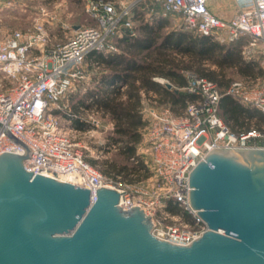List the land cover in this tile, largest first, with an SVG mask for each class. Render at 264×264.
I'll list each match as a JSON object with an SVG mask.
<instances>
[{"label": "built area", "instance_id": "obj_1", "mask_svg": "<svg viewBox=\"0 0 264 264\" xmlns=\"http://www.w3.org/2000/svg\"><path fill=\"white\" fill-rule=\"evenodd\" d=\"M210 1L83 0L89 20L75 26L60 43H49L44 22L31 30L0 34V153L21 155L22 148L10 139L15 138L30 151V158L23 162L27 172L87 189L91 203L97 189H114L119 192L120 208L137 206L151 217L154 237L178 246L191 244L206 226L188 203L190 171L212 148L264 150V126L232 132L218 115L219 101L229 96L264 115V82L256 87L236 81L221 91L216 84L185 71L181 89L192 100L181 115L145 102L137 155L150 176L137 185L114 183L90 165L52 106L70 82L83 79L88 55L118 53L117 43L125 31L135 34V8L144 12V22L173 18L176 30L208 36L219 44L246 37L242 53L264 56V0H234L239 11L229 20L213 15L208 10ZM153 80L162 85L167 82ZM168 203L180 213L167 211Z\"/></svg>", "mask_w": 264, "mask_h": 264}, {"label": "water", "instance_id": "obj_2", "mask_svg": "<svg viewBox=\"0 0 264 264\" xmlns=\"http://www.w3.org/2000/svg\"><path fill=\"white\" fill-rule=\"evenodd\" d=\"M10 139L23 153H0V264H264L263 149L212 148L190 171L188 203L206 230L178 246L114 189L91 203L87 189L27 172L29 149Z\"/></svg>", "mask_w": 264, "mask_h": 264}, {"label": "trees", "instance_id": "obj_3", "mask_svg": "<svg viewBox=\"0 0 264 264\" xmlns=\"http://www.w3.org/2000/svg\"><path fill=\"white\" fill-rule=\"evenodd\" d=\"M67 1L74 4L83 2ZM143 14L142 9H134L135 34L125 31L117 43L118 53L88 55L89 64H94L98 71L92 77L90 86L84 89L82 99L77 100L82 105L84 98L90 100L84 106L96 108L112 122L107 141L118 145L117 155L123 163L106 159L101 163L103 169L100 173L114 183L140 184L150 176L136 153L141 140L140 130L144 126L140 113L143 101L165 105L175 115H181L186 104L192 100L191 95L181 90L185 86V71L207 79L221 91L231 82L226 73L228 68L246 79L258 77V72L254 71L256 63L250 59L242 60L240 50L247 42L246 37L234 43L219 44L211 37L195 36L190 31L176 30L162 34L167 18L158 17L147 23L143 21ZM209 65L214 66L216 71L210 70ZM153 78L166 80L177 92L166 89ZM120 86H124L122 92ZM218 115L236 133L250 128L260 129L264 124L263 114L229 96L221 97ZM78 122L74 121L73 125L82 128ZM87 162L97 166L95 161ZM166 210L172 214L180 213L171 203L167 204Z\"/></svg>", "mask_w": 264, "mask_h": 264}, {"label": "rangeland", "instance_id": "obj_4", "mask_svg": "<svg viewBox=\"0 0 264 264\" xmlns=\"http://www.w3.org/2000/svg\"><path fill=\"white\" fill-rule=\"evenodd\" d=\"M41 13L46 14V16H43ZM88 20L89 16L85 12L83 2L74 4L67 0H0V34L12 31L31 30L36 23L44 22L46 23L47 34L50 39L49 43L53 45L64 41L72 33L75 26L84 24ZM172 20L173 18L167 19L168 22L162 30V34L176 31V28L171 24ZM136 35H139L137 31ZM193 35L199 36L195 33ZM240 51L243 61L250 59L256 63L254 71L258 72V77L254 80L246 79L237 74L234 69L228 68L226 69V73L231 77L229 86L236 81H245L247 84L256 87L261 86L264 82V56L257 52H253L250 55L244 54L242 53V48ZM83 68V79L70 82L63 95H61L52 108L53 113L59 117L61 124L69 130L70 137L75 143L79 144L85 160L95 161L97 166L93 167L101 172L100 170L103 169L101 163L106 159L116 160L119 163H123V161L117 155L118 145L110 144L107 141L112 131V122L106 116H102L101 112L96 108L85 107L84 105L88 104L90 100L84 98V105L77 102L78 99H82L81 97L85 93L84 89L90 86L92 77L98 71V68L94 64L90 65L88 60L83 64ZM209 69L216 71V68L211 65H209ZM174 89L172 88L171 90ZM155 106L158 110L168 108L158 103H155ZM74 121H79L78 123L83 127L76 128L73 125ZM138 150L137 145V152ZM120 184L129 185L128 182H120Z\"/></svg>", "mask_w": 264, "mask_h": 264}, {"label": "crops", "instance_id": "obj_5", "mask_svg": "<svg viewBox=\"0 0 264 264\" xmlns=\"http://www.w3.org/2000/svg\"><path fill=\"white\" fill-rule=\"evenodd\" d=\"M208 8L214 16L222 20L231 19L239 11L234 0H211ZM144 103L145 101L142 102V105ZM262 126H264V124H261L260 127Z\"/></svg>", "mask_w": 264, "mask_h": 264}]
</instances>
